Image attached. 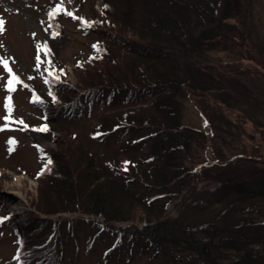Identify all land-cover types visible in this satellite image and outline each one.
I'll return each instance as SVG.
<instances>
[{"label":"rangeland","instance_id":"rangeland-1","mask_svg":"<svg viewBox=\"0 0 264 264\" xmlns=\"http://www.w3.org/2000/svg\"><path fill=\"white\" fill-rule=\"evenodd\" d=\"M213 2L218 3L217 8L222 3L221 0ZM139 3L135 1L132 7L137 13L145 12ZM59 4L60 0H0V20L3 21L0 57L5 58L20 81L15 91H6L10 74L0 65V127L5 124L9 96L13 119L23 120L28 126L13 122L0 131V218H7L0 222V264L25 261L29 257L28 248H34L33 253L43 249V255H49L54 249L58 264H194L192 253L184 246L167 243L168 256H156L151 248H146L140 235L119 230L133 224L141 228L148 217L161 214L166 218L179 212L172 197L154 187L157 183L150 187L143 181H126V187L137 199L136 219L115 223L118 228H111L102 219L86 213L61 211L45 215L38 210L39 177L50 170L51 164L46 166V163L52 155H57L56 161L60 163L75 149L88 150L90 155H95L98 165L123 167L125 161L130 162L129 172L136 176L145 168L158 171L160 166L149 168L148 165H155L145 158L152 152L159 158L160 148L175 145L156 137L152 128L146 127L144 117L137 120L138 125L136 123L142 127L128 130L125 118L133 113L131 110L145 108L142 99L116 98L112 103L106 101L93 106L79 99L80 107L76 112L80 117L71 120L57 115L60 102H66L63 100L66 84L71 88L79 87L77 93L82 91L76 64L89 60L93 62L91 70L102 67L99 60L90 57L94 53L93 46L102 40L100 29L86 32L81 28L80 19L68 16L65 11L49 15ZM232 4L231 17L225 19V27L214 35L215 45L201 50L203 52L193 58L199 69L195 71L178 61L174 67L180 80L190 83V87L182 86L173 95L178 100L180 121L199 136L188 140L186 150L180 147L175 152L172 148L169 156L172 161L176 160L174 156L181 157L183 165L189 169L227 164L237 157L256 160L264 167V0H232ZM63 9L73 13L86 10L91 17L92 9L97 15L101 14L103 4L102 0H64ZM128 36L137 38L134 32ZM45 44L51 50L49 55H45ZM38 56L42 61L39 70L36 68ZM49 72L59 76V81ZM103 77L107 80L105 75ZM46 80L52 83H45ZM101 81L104 80H97L96 86ZM49 93L56 97V102ZM37 98L52 102L48 113L44 111L45 104L36 102ZM71 110H68L70 115ZM44 125L48 127L47 132L35 130ZM106 131L110 134L104 135ZM10 138L16 141L14 145L8 143ZM10 147L13 150L10 151ZM244 161L242 165L248 166ZM206 183L203 179L200 187L212 188ZM225 204H213L203 212L192 213L180 225L193 228L219 222ZM39 218L53 222L41 223ZM225 221L245 222L255 227L259 237L244 249L253 251L255 263L264 260V197L241 201ZM242 254L243 250L224 248L212 252L215 259L225 264L240 259ZM34 257L37 263L40 256Z\"/></svg>","mask_w":264,"mask_h":264},{"label":"trees","instance_id":"trees-1","mask_svg":"<svg viewBox=\"0 0 264 264\" xmlns=\"http://www.w3.org/2000/svg\"><path fill=\"white\" fill-rule=\"evenodd\" d=\"M135 1H140L145 12L135 11L134 6L132 7ZM213 1L102 0L103 10L99 15L93 9L91 14L94 15L91 17L86 10L74 13L77 19L82 18L81 28L86 32L100 29L102 40L97 41L95 45H98V50L94 48L90 57L91 60H99L102 67L91 70L93 62L89 60L76 64L75 70L82 91L77 93L79 87L71 88L69 84H66L67 89L60 88L66 102H60L57 115L71 120L75 116L80 117L81 114L76 112L80 107L79 99L91 103V106L104 104L106 101L112 103L116 98L126 101L142 99L145 108L141 107L142 111L131 110L133 113L125 118L128 130L142 127L137 126V120L144 117L146 127L152 128L156 137L165 138L169 144L175 145L160 148L163 152H158V156H161L159 158L153 152L145 158L146 162L155 165H148L149 168L160 166L158 171L145 168L136 176L129 172L131 164L127 165L126 171L125 166L120 164L98 165L95 155H90L88 150L75 149L69 152L67 160L62 159L63 162L60 163L56 161L57 155L50 156V170L39 177L41 188L37 207L41 213H86L102 219L111 228H118L115 223L136 219L134 215L137 199L126 187V181H143L150 187L157 183L154 187L165 190V194H169L175 201L179 212L166 218L161 214L148 217L145 226L139 228L133 224L124 229L119 228L120 232L140 235L146 248H151L156 256H168L165 245L170 243L179 244L190 251L194 264H225L212 255L213 250L222 248L243 250L240 259L228 264H264L263 259L255 263L253 251L244 249L259 237L257 229L249 223L233 224L225 221L241 201L264 197V167L257 164L256 160L237 157L227 164L214 163L189 169L183 165L181 157L174 156L177 161H172L169 156L172 148L175 152L180 147L186 150L188 140L194 135L199 136L197 131L180 121L178 100L173 95L182 86L190 87V83L181 81V76L179 77L180 74L174 67L178 61L198 70L193 58L201 54V50L215 45L214 35L225 27V19L231 17L233 4L232 0H221L222 3L217 8L215 6L218 3ZM117 7H121L119 9L123 11L118 13ZM85 22L93 23L89 27ZM132 32L137 38L128 36ZM49 66L48 69H51L52 66ZM186 75L187 79L191 78L190 73ZM101 79L104 81L96 86V81ZM105 82L109 83L106 85ZM43 99L36 102L45 104L44 111L47 112L52 102ZM70 108L71 115L68 112ZM103 134H110V131ZM153 145L149 146L150 152ZM242 161L249 165L243 166ZM115 174L119 176L115 177ZM203 179L204 183L209 179L206 184H210L212 188H201ZM224 202L226 204L219 222L193 228L180 225L190 214L203 212L213 204ZM39 221L50 223L52 220L39 218ZM58 221L60 218L55 223ZM17 232L20 236L18 228ZM20 238L23 239L22 235ZM26 245L31 247L28 242ZM32 249L34 248H28L29 257L19 264H58V255L54 249L49 255H43V249L35 253ZM35 255L40 256L37 263L34 261Z\"/></svg>","mask_w":264,"mask_h":264},{"label":"snow or ice","instance_id":"snow-or-ice-1","mask_svg":"<svg viewBox=\"0 0 264 264\" xmlns=\"http://www.w3.org/2000/svg\"><path fill=\"white\" fill-rule=\"evenodd\" d=\"M69 2H71V0H69ZM63 3H64V0H60V4L57 5V7L53 10V12L50 13L49 15H53L54 16L55 14H59L61 11H65L68 16H71L73 18H77V17L74 16L73 12L66 11V10L63 9ZM105 7L107 8L108 6L105 5ZM78 19H82V18H78ZM85 23H86L87 26L90 27L91 23H93V22H85ZM2 25H3V21L0 20V31H2ZM57 35H58V33H57ZM43 47L45 49V55H49L51 50L48 48V45L45 44ZM93 47L97 48V50H98V45H94ZM38 48H39V46H38ZM41 63H42V61H40V58L38 56L37 57V65H36L37 70H39V67H40ZM0 65H2L5 68V70L8 71L9 74H10V78L6 81V91H9V92L15 91L16 90L15 85L17 83H20L19 77L17 75H15L14 73H12V71L9 68V65H8L7 61L5 60V58L0 57ZM46 71H47V69H46ZM49 75L53 76L54 80H56V81H59V79H60V77L59 76H55L54 73L49 72ZM45 83H52V81L46 80ZM49 94L52 95L53 102H56V97L52 93H49ZM37 100H38V98H37ZM12 112H13L12 100H11V96H9V97H7V103H6V117L4 118L5 119V124H4L3 127H0V131L6 130L7 128H9L10 125L13 122H18L21 125H23L25 128L28 127L26 124H24L23 120L15 121L13 119V117H12ZM35 130L39 131V132H47L48 131V127L46 125H44V126L39 127V128H37ZM8 143L10 145H14L16 143V141L14 140V138H10ZM11 150H13V149L10 147V151ZM51 163H52L51 159H48L47 163H46V166L50 165ZM129 163L130 162H128V161L124 162L125 171L127 170V165ZM4 219H7V218L6 217L0 218V222H3Z\"/></svg>","mask_w":264,"mask_h":264},{"label":"water","instance_id":"water-1","mask_svg":"<svg viewBox=\"0 0 264 264\" xmlns=\"http://www.w3.org/2000/svg\"><path fill=\"white\" fill-rule=\"evenodd\" d=\"M262 248H263V251H264V245H263V247H262Z\"/></svg>","mask_w":264,"mask_h":264},{"label":"flooded vegetation","instance_id":"flooded-vegetation-1","mask_svg":"<svg viewBox=\"0 0 264 264\" xmlns=\"http://www.w3.org/2000/svg\"><path fill=\"white\" fill-rule=\"evenodd\" d=\"M262 250H263V248H262Z\"/></svg>","mask_w":264,"mask_h":264}]
</instances>
